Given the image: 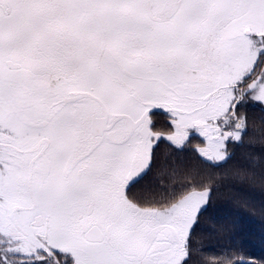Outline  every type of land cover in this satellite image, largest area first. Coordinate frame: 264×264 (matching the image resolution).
Segmentation results:
<instances>
[{
	"label": "snow or ice",
	"instance_id": "1",
	"mask_svg": "<svg viewBox=\"0 0 264 264\" xmlns=\"http://www.w3.org/2000/svg\"><path fill=\"white\" fill-rule=\"evenodd\" d=\"M249 104L264 0H0V264H192L210 189L137 186L161 143L226 162Z\"/></svg>",
	"mask_w": 264,
	"mask_h": 264
},
{
	"label": "trees",
	"instance_id": "2",
	"mask_svg": "<svg viewBox=\"0 0 264 264\" xmlns=\"http://www.w3.org/2000/svg\"><path fill=\"white\" fill-rule=\"evenodd\" d=\"M226 162L219 166L186 155L166 166L143 188L159 196V189H179L189 182L210 189V198L191 235L192 264H264V181L249 177L264 173V109L249 107L246 132Z\"/></svg>",
	"mask_w": 264,
	"mask_h": 264
},
{
	"label": "flooded vegetation",
	"instance_id": "3",
	"mask_svg": "<svg viewBox=\"0 0 264 264\" xmlns=\"http://www.w3.org/2000/svg\"><path fill=\"white\" fill-rule=\"evenodd\" d=\"M254 106L258 105L249 104L241 109V112L246 116V120L248 116L249 107ZM157 120L158 123L161 125L166 123L165 118L163 116H159ZM238 144V142H229L227 144L229 157L231 155V151L235 149ZM197 146H202V138H200L199 136L193 138L191 142L183 148V150H178L175 147H169V144L166 142L161 143L160 146L156 149V156L153 162L152 170L148 174V176H146L137 186V191L143 192V188L150 184V180L153 177L158 176L166 168V166L169 165L173 167L175 164H179L186 155H194L196 156V158H199L202 163H206L204 159L201 158L196 151H194Z\"/></svg>",
	"mask_w": 264,
	"mask_h": 264
}]
</instances>
